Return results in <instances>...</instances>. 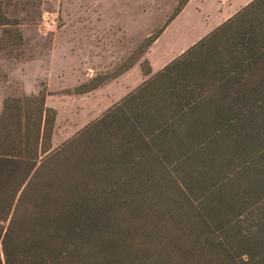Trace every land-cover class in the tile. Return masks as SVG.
Wrapping results in <instances>:
<instances>
[{
  "label": "trees",
  "instance_id": "1",
  "mask_svg": "<svg viewBox=\"0 0 264 264\" xmlns=\"http://www.w3.org/2000/svg\"><path fill=\"white\" fill-rule=\"evenodd\" d=\"M187 1L73 93L131 67ZM3 3L0 46H16ZM138 65L136 88L53 148L44 88L3 99L0 264H264V0Z\"/></svg>",
  "mask_w": 264,
  "mask_h": 264
},
{
  "label": "rangeland",
  "instance_id": "2",
  "mask_svg": "<svg viewBox=\"0 0 264 264\" xmlns=\"http://www.w3.org/2000/svg\"><path fill=\"white\" fill-rule=\"evenodd\" d=\"M4 0L5 14L18 20L21 43L0 46V110L5 97L44 88L45 104L55 111L51 147L60 145L143 80L138 62L151 73L250 0H190L160 36L127 70L100 86L73 93L79 84L114 74L131 61L141 40L156 31L174 0H159L144 9L138 0ZM2 37L0 28V39Z\"/></svg>",
  "mask_w": 264,
  "mask_h": 264
},
{
  "label": "crops",
  "instance_id": "3",
  "mask_svg": "<svg viewBox=\"0 0 264 264\" xmlns=\"http://www.w3.org/2000/svg\"><path fill=\"white\" fill-rule=\"evenodd\" d=\"M103 1H105V0H95V1H93V5H95V6L98 8L99 3H100V2H103ZM131 1H133V0H131ZM158 1H159V0H138L137 2H141V3L144 5V8H143V10H144V9L148 8L150 5L157 4ZM175 1H176V0H174V2H173V7H174V4H175ZM189 1H190V0H188V1L185 3L184 6H186V4H187ZM218 4H219V5L221 4L220 0H218ZM184 6H183V8H184ZM173 7H172V9H173ZM183 8L180 10V12L183 10ZM172 9H171V11H172ZM98 11H99V13H98ZM171 11H170V12H171ZM170 12L168 13V15L170 14ZM180 12H179V13H180ZM97 13L99 14V16H101V11L99 10V8H98V10H97ZM179 13H178V14H179ZM178 14H177V15H178ZM168 15H166L165 18H166ZM177 15H176V16H177ZM165 18H164V20H165ZM174 18H175V17H174ZM174 18H173V19H174ZM173 19H172V20H173ZM164 20L162 21V23L164 22ZM172 20H171V21H172ZM171 21L167 24V26L171 23ZM167 26H166V27H167ZM166 27H165V28H166ZM165 28H164V29H165ZM164 29H163V30H164ZM163 30H162V32H163ZM162 32H161V33H162ZM161 33H160V34H161ZM149 34H150V33H149ZM149 34H148V35H149ZM160 34H159V36H160ZM146 36H147V35H146ZM146 36H145V37H146ZM159 36H158V37H159ZM158 37H157V38H158ZM157 38H156V39H157Z\"/></svg>",
  "mask_w": 264,
  "mask_h": 264
}]
</instances>
